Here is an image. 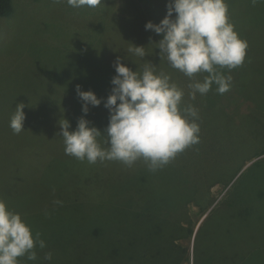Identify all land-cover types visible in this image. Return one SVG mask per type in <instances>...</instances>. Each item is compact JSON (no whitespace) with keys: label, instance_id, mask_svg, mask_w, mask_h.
I'll return each mask as SVG.
<instances>
[{"label":"rangeland","instance_id":"rangeland-1","mask_svg":"<svg viewBox=\"0 0 264 264\" xmlns=\"http://www.w3.org/2000/svg\"><path fill=\"white\" fill-rule=\"evenodd\" d=\"M12 1L13 14L0 18V199L21 213L47 245L43 250L37 247L36 261L20 258V264H148L147 253L141 258L139 243L136 250L126 252L129 262L120 260L124 252L113 257L115 237L119 231L120 238L124 232L133 235L135 221L156 220L161 211L149 216L147 210L170 207L193 188L192 178L198 182L208 170L215 173L201 189V204L196 198L188 204L193 224H183L186 230L194 229L187 241L192 253L190 264H194L196 238L203 257L208 258L204 264H212L216 253L220 259L234 257L233 264H264V201L253 202L264 186V170L254 164L264 158V129L254 125L257 122L246 123L248 117L232 121L225 115V110L233 115L243 104L240 94L226 92L222 109H210L203 120L199 119L198 144L162 169L147 171L140 178L138 172L124 185L117 187L118 177L138 170L135 168H147L143 161L132 167L119 161L89 164L65 154L63 138L58 134L59 121L68 119L74 131L85 116L74 86L77 74L83 82L114 77L117 57L134 71L139 65L142 69L144 59L154 58L156 42L162 39V34L145 30V24L159 23L165 17L168 0H102L95 9L73 8L66 0L59 4L52 0ZM133 43L144 45L148 54L144 59L137 58L139 65L124 59ZM102 47L103 55L91 52ZM162 61L163 71H168V62ZM113 87L110 81L93 80L87 90L106 100ZM19 103L25 105V130L14 134L9 123ZM102 104L89 106L85 116L101 131L106 123L92 114ZM258 107L264 108L263 101H258ZM209 115L211 122L207 121ZM222 126H232V130H227V140L222 139L218 153L214 147L200 145L212 138L219 140ZM98 139L102 147H108L106 136ZM193 151L206 152L211 162L192 176L202 162L199 152ZM90 167L96 170L87 172ZM49 184L54 190L47 197L43 192ZM65 190L80 200H63ZM123 192L125 197L121 196ZM107 194L109 199L105 200ZM131 199L136 206L127 203ZM234 199L241 200L237 206L232 205ZM57 200L62 203H54ZM98 225L102 231L93 237L96 234L92 229ZM146 228L143 225L141 232ZM142 246L148 244L143 240ZM47 252L52 253L51 261L43 259Z\"/></svg>","mask_w":264,"mask_h":264},{"label":"clouds","instance_id":"clouds-1","mask_svg":"<svg viewBox=\"0 0 264 264\" xmlns=\"http://www.w3.org/2000/svg\"><path fill=\"white\" fill-rule=\"evenodd\" d=\"M52 2L59 4L65 0ZM66 3L73 8L95 9L102 0H66ZM251 3H264V0H251ZM145 30L162 34L156 49L160 50L161 60L189 78L187 90L170 73L158 71L152 62H145L141 69L137 58L144 59L148 54L144 45L133 43L134 46L126 49L124 59L133 60L139 67L134 71L117 57L116 74L111 80L114 87L106 100L93 90L85 91L77 85L85 116L89 106L98 107L103 101L109 109V123L101 131L82 116L77 128L71 131L70 121L60 120L58 134L63 138L66 155L87 160L89 164L119 161L132 167L143 161L149 171L155 172L200 142L199 110L185 97L194 101L197 94L207 95L213 85L219 94L228 92L233 78L221 69L231 71L243 66L248 42L235 30L227 0H168L165 17L159 23L148 21ZM198 75L203 79H197ZM24 107L23 103L17 104L11 116L9 127L14 134L25 130ZM102 135L106 136V148L98 139ZM46 246L41 233L34 232L21 213L0 199V264H20V258L36 261L37 247L43 250ZM52 258L51 252L43 257L46 261Z\"/></svg>","mask_w":264,"mask_h":264},{"label":"trees","instance_id":"trees-1","mask_svg":"<svg viewBox=\"0 0 264 264\" xmlns=\"http://www.w3.org/2000/svg\"><path fill=\"white\" fill-rule=\"evenodd\" d=\"M229 6V16L231 22L235 25V30L239 33L240 37L243 38L248 42V49H247V57L243 66L238 67L229 71L228 69H221V71L225 75L232 76V86L230 88V92H236L240 94V97L244 100L243 104L237 109V111L230 115L228 110H225V115L228 116V119L234 121L235 119L239 120L243 119L244 117H248L246 119V123L253 124V122H257L256 125L260 130L264 129V108L258 107V101H263L264 104V3H257L253 5L251 0H227ZM14 6L12 0H0V18L9 17L13 14ZM151 13V12H150ZM164 17V16H163ZM161 21V18H160ZM101 42H98V44ZM97 44V45H98ZM94 45H91L90 48H93ZM99 50H103L102 52ZM159 48H157L154 58L148 57L144 59V62H152L156 64L158 71H163V62L158 58ZM93 54L103 55L104 47L99 48L98 50L91 51ZM98 59V58H97ZM94 63V61H93ZM159 66L161 68H159ZM169 66V64H168ZM170 67V66H169ZM115 69V68H114ZM168 71H164L166 73H170L172 79L178 83L179 86L185 88L187 90V85L190 82L189 78L184 76L183 73L179 72L178 70L167 69ZM115 73V71H114ZM113 77H100L97 81H110ZM197 79L202 80L203 76L198 75ZM77 82L74 83V86L77 88V85L81 87L83 90H87V86L91 85L92 81L83 82L81 76L77 74L76 76ZM216 86L213 85L212 89L209 91L207 95L201 96L197 94L196 100L192 101L189 100L186 96L185 99L188 102L195 105L199 110L200 119L203 120L210 109H214V111L218 109H222V97L226 94H219L215 90ZM228 92L227 94H229ZM250 107V108H248ZM100 110L92 115L97 116L101 122L109 123V109H107L104 104H102L99 108ZM230 115V116H229ZM227 118V117H226ZM212 117L209 115L207 117V121L211 122ZM242 122V121H240ZM243 123V122H242ZM94 125V124H93ZM104 125V124H103ZM227 130H232V126H222L220 131V139L216 140L214 138L208 140L205 143H201L200 145H209L214 147L217 153L220 150V142L222 139H226L225 137ZM234 132V131H231ZM244 141V140H242ZM2 143H0V153L2 151ZM194 153H198L199 151H193ZM202 156V162L200 163V169H196L192 176L197 174L202 168L206 167L211 162V157L206 152H199ZM191 160V159H190ZM254 164L257 167H260L259 170H264V158L261 160L256 161ZM253 164V165H254ZM124 165V164H123ZM126 166V165H125ZM216 166L218 172V163ZM124 169V167L120 168ZM138 170L128 171V176H119L117 179L118 186L124 185L130 178L135 179L136 174L139 172L138 178H140L145 174H148V168H135ZM95 168H88L87 172L95 171ZM64 170L63 172H66ZM238 171V170H237ZM108 172V170H107ZM108 173H116L113 170H110ZM204 174L203 179L195 182L193 181V188L188 190L185 196L177 200L176 203H172L170 207L161 206L157 209H150L147 210V215L154 214L153 212L161 211L160 213L157 212V219L153 221H148L147 223L135 221V228L132 229L133 235H129V233L124 232L122 237L120 238V231L115 237V244L112 247L111 254L113 257H116L117 254L124 252V256L120 259L121 261L129 262V257L126 254L128 251L136 250L135 248L139 246L141 248V258L143 259L144 255L147 253L148 256V264H166L165 260L170 258L169 264H190L192 253L190 251V246L188 245L187 241L193 234V230L189 231L183 227V224L191 226L193 224L192 219L189 215V206L188 204L192 201L201 204V200L198 199V196H201V189L203 186L207 184V182L211 181L209 175L215 173L211 172L209 174ZM200 174V173H199ZM89 175V174H87ZM219 176V173H217ZM90 176V175H89ZM111 177V176H110ZM221 177V176H220ZM149 177H146V180ZM250 180H254V177H250ZM43 184V183H42ZM41 184V185H42ZM61 188V187H60ZM53 187L51 184L44 190V195L49 196V193L53 192ZM248 194V191H247ZM125 192L121 194L122 197H125ZM247 196L244 194V197ZM109 195L107 194L103 197L105 200L109 199ZM63 200H80L78 196L72 193L69 190L63 191L62 195ZM241 200L234 199L233 204L237 206ZM264 201V186H261V189L257 191V194L253 198V202H260ZM127 203H133L136 206V203L133 199L129 200ZM134 206V207H135ZM202 212L205 210V206L202 207ZM211 216H209L210 218ZM208 218V219H209ZM143 225H147L146 230L141 232V227ZM203 224L200 226L202 228ZM97 237L102 228L98 225L93 227L92 229ZM103 239H101L102 241ZM143 240L148 244V247H143L142 242ZM202 254V247L198 245V239H195L194 243V264H204L205 258ZM230 257V256H227ZM134 258V256H133ZM234 258V257H233ZM233 258H222L220 259V254L216 253L212 256V264H233L235 259ZM208 260V258H207ZM141 264H144L143 261ZM207 264V263H205ZM210 264V263H209Z\"/></svg>","mask_w":264,"mask_h":264}]
</instances>
